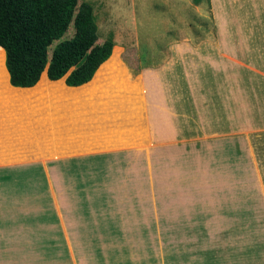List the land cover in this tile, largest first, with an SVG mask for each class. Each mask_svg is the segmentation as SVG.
<instances>
[{
    "label": "rangeland",
    "instance_id": "1",
    "mask_svg": "<svg viewBox=\"0 0 264 264\" xmlns=\"http://www.w3.org/2000/svg\"><path fill=\"white\" fill-rule=\"evenodd\" d=\"M81 1L144 82L0 103V264H264V0Z\"/></svg>",
    "mask_w": 264,
    "mask_h": 264
},
{
    "label": "trees",
    "instance_id": "2",
    "mask_svg": "<svg viewBox=\"0 0 264 264\" xmlns=\"http://www.w3.org/2000/svg\"><path fill=\"white\" fill-rule=\"evenodd\" d=\"M113 45L112 39L100 40L89 2L0 0V103L14 102L25 115L41 103L49 109L97 95L114 105L126 102L141 77H129ZM47 213L41 217L46 224ZM60 240L65 242L62 232Z\"/></svg>",
    "mask_w": 264,
    "mask_h": 264
},
{
    "label": "crops",
    "instance_id": "3",
    "mask_svg": "<svg viewBox=\"0 0 264 264\" xmlns=\"http://www.w3.org/2000/svg\"><path fill=\"white\" fill-rule=\"evenodd\" d=\"M144 82V77H141L140 80H139V86H138V89H140V86L142 85V83ZM140 95V94H139ZM116 146H122L123 144H115ZM105 147H108V145L106 143H102V142H97V143H94V144H91V145H80V148L83 150V151H88V150H97V149H104ZM57 151V150H56ZM60 152L62 151H58L56 152L55 154H59ZM54 155V154H53ZM37 209V208H36ZM52 212L54 213V217L52 218L53 220H55V222H59V217L58 215L55 213V211H53V209H51ZM35 214V213H34ZM55 216H56V219H55ZM41 217V216H40ZM44 217V216H42ZM38 219H39V216H38V211H36V214L34 215V223H36V226L38 225ZM41 219V218H40ZM50 221V219H48ZM52 220V221H53ZM41 221H45L43 219H41ZM30 222V225L32 226L33 225V211L30 212L29 214V217L27 218V224ZM48 223V222H47ZM54 223V222H53ZM3 223L0 222V233H1V227H2ZM61 232V231H60Z\"/></svg>",
    "mask_w": 264,
    "mask_h": 264
},
{
    "label": "water",
    "instance_id": "4",
    "mask_svg": "<svg viewBox=\"0 0 264 264\" xmlns=\"http://www.w3.org/2000/svg\"><path fill=\"white\" fill-rule=\"evenodd\" d=\"M45 72V71H44ZM64 77H66V76H64ZM63 78V77H62Z\"/></svg>",
    "mask_w": 264,
    "mask_h": 264
}]
</instances>
